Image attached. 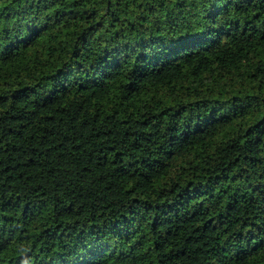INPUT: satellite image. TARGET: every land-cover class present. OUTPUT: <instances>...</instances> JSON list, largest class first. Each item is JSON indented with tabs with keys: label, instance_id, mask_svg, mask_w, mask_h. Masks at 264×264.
Segmentation results:
<instances>
[{
	"label": "trees",
	"instance_id": "trees-1",
	"mask_svg": "<svg viewBox=\"0 0 264 264\" xmlns=\"http://www.w3.org/2000/svg\"><path fill=\"white\" fill-rule=\"evenodd\" d=\"M0 264H264V0H0Z\"/></svg>",
	"mask_w": 264,
	"mask_h": 264
}]
</instances>
